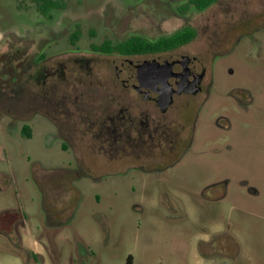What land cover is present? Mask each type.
I'll list each match as a JSON object with an SVG mask.
<instances>
[{
    "label": "rangeland",
    "instance_id": "rangeland-1",
    "mask_svg": "<svg viewBox=\"0 0 264 264\" xmlns=\"http://www.w3.org/2000/svg\"><path fill=\"white\" fill-rule=\"evenodd\" d=\"M80 3L71 0L67 9L71 18L85 20L83 51L89 27L105 24L119 35L115 11L125 19L128 6H139L140 16L149 7L161 11L160 0ZM27 4L0 0L3 79L12 78V61L33 42L25 26L39 17ZM167 16L164 32L191 25L196 37L184 50L204 52L213 64L214 87L201 115L210 142L196 143L166 171L84 153L86 174L71 185L64 170L71 158L56 145L47 147L44 118H35L31 140L18 132L9 136L0 123V264H126L129 256L131 264H264V0H217L190 20ZM43 35V44H51L42 50L46 56L71 49L67 36ZM241 88L253 96L247 109L237 104L249 101ZM221 116L226 131L214 124ZM214 178L228 179L227 188L202 195Z\"/></svg>",
    "mask_w": 264,
    "mask_h": 264
},
{
    "label": "flooded vegetation",
    "instance_id": "flooded-vegetation-1",
    "mask_svg": "<svg viewBox=\"0 0 264 264\" xmlns=\"http://www.w3.org/2000/svg\"><path fill=\"white\" fill-rule=\"evenodd\" d=\"M23 1L29 2L25 10L35 12L39 21L25 26V38L33 42L12 61V78L3 79L0 74V123L9 136L31 140L35 118H44L48 124L44 137L47 147L56 145L71 158L72 163L64 168L71 185L74 176L86 174L84 153L107 162H145L155 171H166L189 156L196 143L207 146L211 140L209 124L201 115L214 87L213 64L206 63L204 52L184 50L195 38L153 52L117 50L134 37L154 42L183 29L195 30L186 24L167 34L161 27L168 13L178 20H190L197 13L191 0H160L161 11L149 7L146 16L136 12L139 6H128V19L117 17L115 11L119 35L105 24L89 27L86 33L90 42L85 51L78 45L85 20L68 15L71 0ZM80 1L76 0L78 4ZM246 16V12L239 15L242 19ZM138 21L157 29L139 30L133 25ZM43 32L67 36L71 49L46 56L42 50L51 44H43ZM255 46H259L257 41ZM207 51L205 54L210 55ZM172 73L175 75L170 76ZM157 77L167 78V86L173 90L169 96L167 89L158 91L160 85L147 84ZM237 90L249 96L246 103L237 101L238 106H252V93ZM222 119L217 117L214 124L226 131ZM228 182L214 178L201 187V194L217 187L225 189Z\"/></svg>",
    "mask_w": 264,
    "mask_h": 264
},
{
    "label": "trees",
    "instance_id": "trees-1",
    "mask_svg": "<svg viewBox=\"0 0 264 264\" xmlns=\"http://www.w3.org/2000/svg\"><path fill=\"white\" fill-rule=\"evenodd\" d=\"M216 1L217 0H191V3L194 4L196 11L200 12L213 5ZM52 4L55 5L54 2H52ZM195 36L196 31L187 28L154 42H147L144 39L134 37L123 43L117 50L130 53L153 52L163 47H174L186 44L192 41ZM131 259V256H129L126 260V264H131Z\"/></svg>",
    "mask_w": 264,
    "mask_h": 264
},
{
    "label": "water",
    "instance_id": "water-1",
    "mask_svg": "<svg viewBox=\"0 0 264 264\" xmlns=\"http://www.w3.org/2000/svg\"><path fill=\"white\" fill-rule=\"evenodd\" d=\"M173 75H175V74L174 73L170 74V76H173ZM166 79H161L160 77L159 78L157 77L154 80H148L149 82L147 84H149V85H151L153 87L157 86V85H160L159 86L160 88H158L159 89L158 91H160V90L163 91V90L167 89L166 91L168 92V96H169L173 92V90H169L170 86H167V80ZM191 85H195V83L192 82ZM180 89H184V88H180Z\"/></svg>",
    "mask_w": 264,
    "mask_h": 264
}]
</instances>
